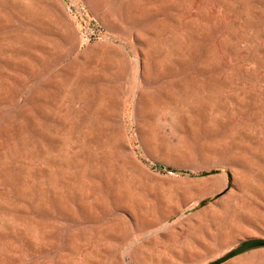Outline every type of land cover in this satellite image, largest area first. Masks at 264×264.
I'll return each mask as SVG.
<instances>
[{"label": "rangeland", "instance_id": "1", "mask_svg": "<svg viewBox=\"0 0 264 264\" xmlns=\"http://www.w3.org/2000/svg\"><path fill=\"white\" fill-rule=\"evenodd\" d=\"M253 237L264 0H0V264H209Z\"/></svg>", "mask_w": 264, "mask_h": 264}, {"label": "water", "instance_id": "2", "mask_svg": "<svg viewBox=\"0 0 264 264\" xmlns=\"http://www.w3.org/2000/svg\"><path fill=\"white\" fill-rule=\"evenodd\" d=\"M262 247H264V237L248 238L239 242L235 247H233L217 259L211 261L209 264H219L247 251Z\"/></svg>", "mask_w": 264, "mask_h": 264}, {"label": "bare ground", "instance_id": "3", "mask_svg": "<svg viewBox=\"0 0 264 264\" xmlns=\"http://www.w3.org/2000/svg\"><path fill=\"white\" fill-rule=\"evenodd\" d=\"M227 165H228V164H227ZM229 165H230V164H229ZM229 165H228V166H229ZM227 169H228V168H227ZM229 169H230V167H229ZM230 171H232V170L230 169Z\"/></svg>", "mask_w": 264, "mask_h": 264}]
</instances>
